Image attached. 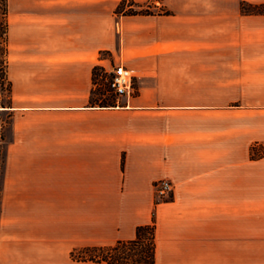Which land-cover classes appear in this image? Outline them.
Returning a JSON list of instances; mask_svg holds the SVG:
<instances>
[{
	"label": "crops",
	"instance_id": "0c3cea01",
	"mask_svg": "<svg viewBox=\"0 0 264 264\" xmlns=\"http://www.w3.org/2000/svg\"><path fill=\"white\" fill-rule=\"evenodd\" d=\"M134 1L165 10L8 0L0 264H109L72 251L132 239L154 215L156 264L254 253L241 222L264 211V155L251 151L264 146V13L241 2L264 0ZM120 61L136 91L101 105L94 67ZM161 178L175 187L158 201Z\"/></svg>",
	"mask_w": 264,
	"mask_h": 264
},
{
	"label": "trees",
	"instance_id": "16d2710c",
	"mask_svg": "<svg viewBox=\"0 0 264 264\" xmlns=\"http://www.w3.org/2000/svg\"><path fill=\"white\" fill-rule=\"evenodd\" d=\"M127 0H121L116 8L117 13L127 15L132 14H152L150 5L140 9L134 8L133 4L130 7H125ZM241 8L247 13H264V2L250 3L247 1L241 2ZM8 0H0V38L1 48L3 52L2 63L5 62L1 69L0 78H6V63H7V36H8ZM165 12H169L166 10ZM103 66L96 65L93 70V79L97 83L101 80V71ZM3 86V84H2ZM8 91L11 93V83L8 80ZM10 95V94H9ZM99 102V100H97ZM101 105H115L114 101L101 99ZM252 155H264V146L255 144L252 146ZM173 197V196H172ZM162 201V200H158ZM156 217L153 216V221L148 224H140L136 228V236L132 239H120L113 244L108 245H91L76 248L72 251V257L79 261H106L109 264H156Z\"/></svg>",
	"mask_w": 264,
	"mask_h": 264
},
{
	"label": "rangeland",
	"instance_id": "374dc122",
	"mask_svg": "<svg viewBox=\"0 0 264 264\" xmlns=\"http://www.w3.org/2000/svg\"><path fill=\"white\" fill-rule=\"evenodd\" d=\"M130 4H133L134 8H137V9L142 8L141 6L137 5L134 0H127L125 2V7L129 8ZM149 5H150V11L154 13L163 12L165 10V7L151 8V4H145V6L143 7H148ZM118 14H123V13H118ZM0 42H1V38H0ZM0 48H1V44H0ZM101 56L105 58H109L111 57V52L108 50H102ZM2 58H3V52L2 50H0V72L5 64V62L2 63ZM111 65L112 64H108L106 66L107 68H111ZM101 66H103V70L101 71V80L97 82V88L94 94L95 99L99 101H101V99L111 100L116 103L118 98L114 93L110 91L109 85L107 81L105 80L106 76H108V73L105 72L104 65H101ZM5 67H6V78L4 80H1L0 78V91H1L2 99L4 102L9 99V94H11L8 91V80H9L8 74H7L8 59H7V63ZM136 79L134 83L135 87H136ZM135 91H136V88H135ZM3 117L5 120H8V115L6 113L3 115ZM241 230L254 231L255 236H256L254 240L255 242V246H254L255 248L253 249L254 253L250 254L248 257L247 255H241V264H264V211L257 210L255 214V219L253 222H250V223L241 222Z\"/></svg>",
	"mask_w": 264,
	"mask_h": 264
},
{
	"label": "built area",
	"instance_id": "2783aa9c",
	"mask_svg": "<svg viewBox=\"0 0 264 264\" xmlns=\"http://www.w3.org/2000/svg\"><path fill=\"white\" fill-rule=\"evenodd\" d=\"M105 72L108 73L105 80L107 81L110 91L117 98L121 96H131L135 92V79L140 76L139 72L120 61L107 68L104 65ZM175 184L171 179L161 178L155 182V189L158 200L171 198L174 193Z\"/></svg>",
	"mask_w": 264,
	"mask_h": 264
}]
</instances>
